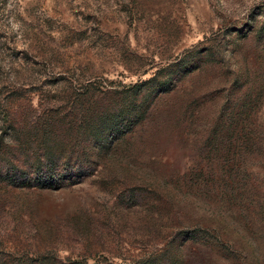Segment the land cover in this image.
Wrapping results in <instances>:
<instances>
[{"label":"rangeland","instance_id":"374dc122","mask_svg":"<svg viewBox=\"0 0 264 264\" xmlns=\"http://www.w3.org/2000/svg\"><path fill=\"white\" fill-rule=\"evenodd\" d=\"M0 264H264V0H0Z\"/></svg>","mask_w":264,"mask_h":264}]
</instances>
